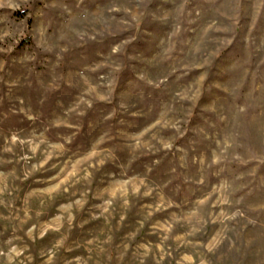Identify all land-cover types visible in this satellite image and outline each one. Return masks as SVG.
Masks as SVG:
<instances>
[{
	"label": "rangeland",
	"instance_id": "obj_1",
	"mask_svg": "<svg viewBox=\"0 0 264 264\" xmlns=\"http://www.w3.org/2000/svg\"><path fill=\"white\" fill-rule=\"evenodd\" d=\"M0 264H264V0H0Z\"/></svg>",
	"mask_w": 264,
	"mask_h": 264
}]
</instances>
